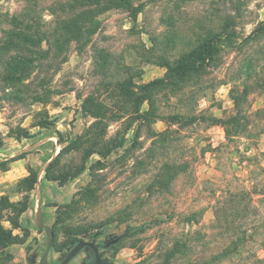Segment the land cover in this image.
<instances>
[{
    "label": "rangeland",
    "instance_id": "rangeland-1",
    "mask_svg": "<svg viewBox=\"0 0 264 264\" xmlns=\"http://www.w3.org/2000/svg\"><path fill=\"white\" fill-rule=\"evenodd\" d=\"M37 1L45 21L71 10V0ZM133 2H141L136 19L124 10H106L87 40L71 42L62 51L64 59L51 56L33 71L30 89L44 79L48 101L19 95L0 74V227L10 230L13 241L0 245V264H35L33 256L40 258L44 250V232L30 213L20 214L35 193L33 178L45 184L44 203L59 192L72 201L56 210L44 205L45 222L54 233L48 264H57L65 249L96 230L121 235L105 251L116 264H159L175 237L191 243L174 264H254L264 257L257 235L236 255L223 258L232 235L216 212L223 203L237 204L228 201L230 192L247 190L255 206L250 220L258 226L264 218V117H253L248 131L229 142L221 124L234 111L230 89L243 87L234 78L238 68L249 57L264 68V31L253 33L264 22V0ZM22 4L0 0L8 12ZM226 24L231 42L201 75L165 78L150 91L160 117L142 119L148 102L139 111L133 105L142 86L166 76L167 63L176 65L195 39ZM256 84L248 80L251 112L264 107V91ZM192 116L198 119L189 123ZM91 141L101 155L87 156ZM182 162L186 170L170 177L167 186L156 183L164 165ZM145 222L151 224L143 232L130 233L129 226Z\"/></svg>",
    "mask_w": 264,
    "mask_h": 264
},
{
    "label": "trees",
    "instance_id": "trees-1",
    "mask_svg": "<svg viewBox=\"0 0 264 264\" xmlns=\"http://www.w3.org/2000/svg\"><path fill=\"white\" fill-rule=\"evenodd\" d=\"M22 2L23 4L20 9L17 10L16 8L13 12L4 11L0 8V74L4 84L17 88L19 95H29L33 101L38 102L48 101L50 96L45 92L47 87L44 79H40L37 86L35 85L34 89H30V85L35 84L31 76L36 68H40L44 64V61L51 56L52 58L59 59L62 56V51L71 42L79 43L81 40H87L95 31V25H97L96 17L99 14L114 8L127 11L132 19H136L141 8V2L134 4L133 0H71L70 4H68L71 8L70 13L65 12V14L59 15V17H54L52 21H45L40 15L42 8H40L37 0H22ZM263 29L264 22L253 33H262ZM231 38L232 35L227 31L226 24V26L220 27L216 32L210 31L203 37L195 39V44L190 50L177 58L176 65L170 66L167 63L166 68L168 73H166V76L156 78L142 86V96L133 99L135 111L140 110V106L145 100L148 102L149 108L141 112L142 119L159 118L160 116L153 111L156 108L154 101L150 98V91L154 92V90L162 86L167 77H175L177 80H181L201 75L204 66L215 60V56L221 51L222 45L230 43ZM234 78L239 83L242 82L243 87L240 90L235 86L236 90L230 89L234 111L231 115L221 120L227 142L232 141L241 134H245L251 126L253 117H264V107L251 112L249 106L246 104L249 94L248 80H254V83H257V87L264 91V68H258L254 58L249 57L244 65L238 68L237 76H234ZM184 87H179L178 89ZM176 117L179 118L180 114L176 115ZM176 117H171V120L174 121ZM197 119V116H192L189 123H194ZM55 134L60 137L59 131H55ZM94 152L100 155L103 153L101 148H97V142L91 141L88 145L87 156ZM60 153L59 151L49 162V166H51L54 159ZM186 167L187 164L185 162L170 166L164 165V169H162L164 173L157 176L156 183L159 186H167L168 182L166 183V181L170 177L173 179L185 171ZM81 170H83V167ZM77 173L75 172L68 176V178L66 177V181L74 178ZM30 182L31 188H34L36 178H33ZM63 182L60 184H64ZM252 193L247 190L230 192L228 194V201L237 202L236 205H233L234 208L227 207L223 203L216 209L218 218L224 222L228 233L232 235L222 254L223 258L236 255L241 248L250 241H253L257 235L262 237L261 245H264V218H261L258 226H256L255 221L250 220L251 211L255 212ZM70 203L59 204L58 209ZM27 207V205L23 206L20 214ZM57 213L58 210L53 216V220L57 217ZM229 217H234V219L232 220ZM236 219L239 220L237 223H234ZM242 220L244 224L243 226H239L238 224ZM150 224L151 222H145L129 226L130 233L143 232L145 227ZM15 226L17 227L16 224ZM11 240L12 234L10 230L0 227V245L6 247L9 243L13 242ZM190 243L191 241L187 240V238H173L170 248L165 249L159 264H174L173 262L176 259L181 258L187 253ZM254 264H264V257L257 258Z\"/></svg>",
    "mask_w": 264,
    "mask_h": 264
},
{
    "label": "water",
    "instance_id": "water-1",
    "mask_svg": "<svg viewBox=\"0 0 264 264\" xmlns=\"http://www.w3.org/2000/svg\"><path fill=\"white\" fill-rule=\"evenodd\" d=\"M39 177V175H38ZM39 179L36 182V195H37V202L35 206V222L39 228H44L46 233V244L43 252L40 255L39 264H48L47 256L50 251L52 241H53V230L51 226L44 225L41 220L40 215V207H39ZM121 238V235H115L111 242H117ZM82 248L88 249L92 248L95 252L94 260L92 264H116L108 257H102L99 255L97 251V247L94 244V240H79L75 243L72 247L67 248V252L65 254H61L58 258L60 262L58 264H67ZM64 256V257H63Z\"/></svg>",
    "mask_w": 264,
    "mask_h": 264
},
{
    "label": "flooded vegetation",
    "instance_id": "flooded-vegetation-1",
    "mask_svg": "<svg viewBox=\"0 0 264 264\" xmlns=\"http://www.w3.org/2000/svg\"><path fill=\"white\" fill-rule=\"evenodd\" d=\"M84 240H94V244L97 247V251L100 256L102 257H108L106 255L105 251L109 250L112 246L118 243L117 242H111V239L115 236L114 233H104L102 230H96L89 232L88 234L84 235ZM79 241V240H78ZM77 243V242H75ZM74 243V244H75ZM67 248V247H66ZM67 252V249H65V253ZM95 252L92 248H82L70 261V264H92L94 260ZM64 257V256H63ZM109 258V257H108ZM40 258H37L33 256L32 262L35 264H39ZM61 260V259H60ZM60 260L57 262V264L60 262Z\"/></svg>",
    "mask_w": 264,
    "mask_h": 264
},
{
    "label": "crops",
    "instance_id": "crops-1",
    "mask_svg": "<svg viewBox=\"0 0 264 264\" xmlns=\"http://www.w3.org/2000/svg\"><path fill=\"white\" fill-rule=\"evenodd\" d=\"M44 187H45V184H43V182L39 181V185H38V188H39V207H40V215H41V220H42V223L44 225H47V226H51L50 223H46L45 222V215H44V205L45 206H48L50 205L51 207H55V210L57 209V207L59 206V204H62V203H65L66 200H67V196H61L60 195V192L57 194V197H59L60 199H57V197H55L54 199L56 200H52L50 203L48 201L50 200H46V202L44 203V200H43V192H44ZM64 186H59V189L63 188ZM56 201V202H55ZM36 202H37V195H36V185H35V193L34 195L32 196V201L30 202V205L27 207V209L23 212V213H26V214H29L30 213V220L32 223H34V225L37 227V230L40 231L42 230L45 234V241H46V233H45V230L44 228H39L35 222V206H36ZM55 214V212H54ZM54 216V215H53ZM52 216V218H53ZM29 217V216H28ZM46 244V242H45ZM45 248V247H44Z\"/></svg>",
    "mask_w": 264,
    "mask_h": 264
}]
</instances>
